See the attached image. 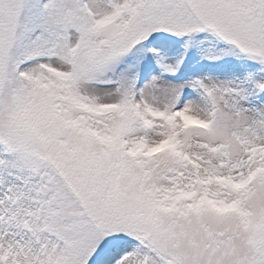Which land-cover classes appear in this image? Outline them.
Wrapping results in <instances>:
<instances>
[{"label":"snow or ice","instance_id":"1","mask_svg":"<svg viewBox=\"0 0 264 264\" xmlns=\"http://www.w3.org/2000/svg\"><path fill=\"white\" fill-rule=\"evenodd\" d=\"M0 264H264V0H0Z\"/></svg>","mask_w":264,"mask_h":264}]
</instances>
